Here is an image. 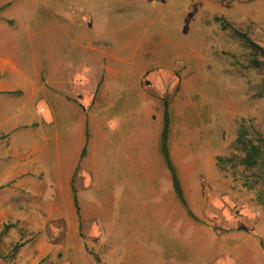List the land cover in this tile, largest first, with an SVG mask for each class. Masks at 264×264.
Masks as SVG:
<instances>
[{
	"label": "rangeland",
	"instance_id": "obj_1",
	"mask_svg": "<svg viewBox=\"0 0 264 264\" xmlns=\"http://www.w3.org/2000/svg\"><path fill=\"white\" fill-rule=\"evenodd\" d=\"M61 1L65 8L59 0H0V52L9 49L6 42L12 38L23 65L30 69L27 60L34 54L47 83L51 37L67 40L56 52L54 45L53 55L77 73H84L83 63L90 64L92 53L85 46L108 42L103 48L107 58L116 54L127 61L115 69L117 77L107 74L106 66L112 65L107 58L93 67L110 90L103 119L115 126L109 128L111 140L97 149L96 186L88 192L90 201H82L81 206L83 212L94 206L90 220L96 226L50 224V254L39 264H264V206L257 198L264 188L244 187V177L252 171L221 170L217 164V158L237 154L232 144L242 122L251 136L258 132L264 139V91L260 90L264 68L254 64L262 58L235 34H245L264 49V0H208L199 7L198 30L195 23L186 25V16L183 27L175 28L176 21H171L175 16L165 14L171 10L158 13L157 7L145 5L146 0ZM110 3L115 6L110 8ZM60 18L65 31H50L58 28ZM127 21L146 29L133 30V43L138 45L132 48L118 31ZM21 26L26 29L20 30ZM31 31L33 40L28 39ZM162 34L173 42L163 43ZM140 36H147V44H140ZM173 45L172 56L159 58L166 46L170 50ZM156 73L162 74L164 92L159 99L164 113L170 122L178 117L183 130L175 159L169 158L168 136L158 140L146 132L143 106L151 100L143 101L142 91L135 87L141 79L144 88L154 91ZM47 90V84L40 88L41 93ZM43 96L37 100L40 121L48 113ZM72 122L62 111L56 128L42 129H55L62 136L70 132ZM95 147L91 143L92 152ZM47 152L44 160L50 159ZM167 169L178 184L180 197L175 193L181 207L166 190ZM66 213L70 218L67 208ZM83 226H94L100 236L90 237Z\"/></svg>",
	"mask_w": 264,
	"mask_h": 264
},
{
	"label": "crops",
	"instance_id": "obj_2",
	"mask_svg": "<svg viewBox=\"0 0 264 264\" xmlns=\"http://www.w3.org/2000/svg\"><path fill=\"white\" fill-rule=\"evenodd\" d=\"M116 1L126 4L123 0ZM126 1L130 3L132 0ZM161 1L146 0L145 5L152 9L157 7L158 13L166 9L171 10L165 14L170 17L175 16L171 19L177 23L175 28L183 27L187 21L183 20L186 16L189 19L186 25L189 23L190 27H193L195 23L198 30L199 7L201 4H206L208 0H188L187 4L185 0ZM59 3L66 7L65 2L59 0ZM108 6L111 8L115 4L110 3ZM60 21L58 28L53 26L49 30L65 31L64 18H60ZM147 24L149 26V23ZM143 26L141 23L135 24L128 21L119 25L118 31H122L123 37L126 38L127 47L132 48L138 45L133 43L132 38L135 37L133 30L146 32ZM25 27H19V29ZM10 33L13 34V32ZM55 33L52 32L51 35L55 36ZM32 37L33 31L28 33V39L33 40ZM146 37L140 36L137 39L142 42L140 44L145 45L148 42ZM163 37V34L159 37L161 41H164L163 43L173 42ZM11 39L6 42L9 49L6 48L0 52V264H39L40 260H44L50 254V224L93 223L91 210L94 206L89 205L83 212L82 201H90L88 192L94 190L97 181L94 163L98 158V150L105 142L111 140L109 128L115 129L114 124L110 127L103 119L105 118L103 106L106 97L110 98L107 95V91L110 90L103 85L102 77L98 78V70L93 69L98 61L107 58L108 55L103 48L108 47V42H103L101 47L85 46L86 51L92 53V57L88 59L90 64L83 63V69H81L84 73H77L64 66L59 56L53 55L54 45H56V52L60 46L66 45L67 40L61 41L53 37L48 39L47 83L40 75L39 61L35 55L30 53L31 56L27 62H30L31 67L26 68L23 65L25 61L18 56L17 45H14ZM175 42L177 45V40ZM176 45L171 46L170 50H167L169 46H166L163 56L158 54L159 58L172 56L171 54L175 51L171 48ZM110 57L107 61L112 65L106 66L107 74L111 73L112 77H117L118 71L115 69L122 67L127 60L116 54ZM159 74L156 73L153 80L154 91H149L152 88H144L141 85V79L135 86L142 91L143 101L149 98L151 100L143 106L142 115L146 132L158 140L163 132L164 116L162 114L165 110L159 99V95L164 92L162 74ZM44 84L48 85V90L41 93L40 88ZM44 93L48 113L40 121L37 119V112H41L42 109L37 105V100ZM62 111L67 113V119L73 118L70 132L64 131L62 136H59L55 129L53 131L42 129L44 126L56 128L57 119L61 118ZM63 121L66 123V120L63 119ZM177 121L178 117H174L173 121L171 119L168 129L169 158L173 159L179 157L178 142L180 141L178 140L183 131L182 126L179 130ZM91 143L96 144L94 152L91 151ZM45 150H48L49 160H44ZM166 174L168 184L166 190H169L172 202L181 207L182 201L179 202L175 193L173 179L168 169ZM51 192L52 196L47 195ZM83 227L85 233L89 229L90 237L100 236L99 230H96L94 226ZM18 244L21 247L17 249ZM13 250L15 256L12 258Z\"/></svg>",
	"mask_w": 264,
	"mask_h": 264
},
{
	"label": "trees",
	"instance_id": "obj_3",
	"mask_svg": "<svg viewBox=\"0 0 264 264\" xmlns=\"http://www.w3.org/2000/svg\"><path fill=\"white\" fill-rule=\"evenodd\" d=\"M217 21H221L222 18H217ZM223 27H226L223 25ZM243 41L254 51H258L262 60H255L254 64L258 67L262 66L264 68V49L255 44L248 36L245 34H240L235 32ZM260 90L264 91V81L260 86ZM166 112V111H165ZM167 113V112H166ZM164 113V127L162 132V137L164 140L168 136L169 118L168 114ZM250 128H247L245 122H242L237 131L236 138L232 144V148L235 149L237 154H230L226 158H217V164L221 170L230 168L242 167L244 170L252 171L253 174L244 177V187L256 188L257 185H262L264 188V139L260 137L257 132L256 136L250 135ZM168 159V157H167ZM169 163V160H167ZM174 187L177 194L180 197V190H178V184L174 180ZM257 198L262 206H264V189H260L257 193Z\"/></svg>",
	"mask_w": 264,
	"mask_h": 264
}]
</instances>
